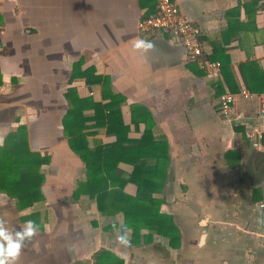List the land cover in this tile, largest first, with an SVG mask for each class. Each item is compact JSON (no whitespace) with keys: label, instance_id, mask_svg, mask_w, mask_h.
I'll return each mask as SVG.
<instances>
[{"label":"crops","instance_id":"1","mask_svg":"<svg viewBox=\"0 0 264 264\" xmlns=\"http://www.w3.org/2000/svg\"><path fill=\"white\" fill-rule=\"evenodd\" d=\"M176 1L202 28L204 49L221 62V76L189 59L173 36L139 30V19L155 12V0H0V145L25 125L37 146L31 148L51 158L42 166L44 201L20 211L12 199L0 208V216L14 217L8 226L0 223V264H93L101 249L125 264H264V139H248L237 123L247 118L264 125L256 97L264 93V0ZM80 59L83 68L109 76L113 91L125 97L130 139L147 129L142 110L151 114L153 148L168 150L163 190L153 198L169 217V235L143 227L131 243L121 209L103 213L89 194L74 195L87 169L64 135V94L75 86L80 97L110 101L100 85L68 84ZM242 88L255 97L241 96ZM225 90L237 94L229 120L219 109ZM29 108L42 119L32 133ZM90 131L91 147L117 138L106 127ZM119 166L126 174L133 169ZM124 191L135 196L137 186L126 183ZM34 211L43 229L21 220Z\"/></svg>","mask_w":264,"mask_h":264},{"label":"trees","instance_id":"2","mask_svg":"<svg viewBox=\"0 0 264 264\" xmlns=\"http://www.w3.org/2000/svg\"><path fill=\"white\" fill-rule=\"evenodd\" d=\"M83 65V59L72 64L68 84L81 79L91 88L100 85L103 97H108L110 101L102 103L92 97H80L75 86L67 88L64 94L67 101V110L62 117L64 135L69 147L87 169V179L77 184L74 195L89 194L96 199L103 213L108 209H121L125 216L122 229L131 228L133 231L131 243L140 238L138 234L143 227L149 229L150 233L169 235V217L159 213V206L153 198V193L163 190L161 180L165 176L168 150L153 148L156 141L150 132L151 114L146 109L142 110L147 129L141 139H130L129 126L122 119L121 105L126 101L125 97L113 91L109 76L96 74L94 67L83 68ZM138 108H133L135 115ZM91 109L93 113H89ZM91 121L94 123L90 124ZM100 127H106L117 138L113 143L91 147L88 141L90 129ZM50 161L49 155L31 148L25 125L12 130L0 145V193L12 198L20 211L44 201L42 185L45 174L42 166ZM122 162L133 166L129 174L120 168ZM129 182L137 186L135 196L124 191L125 184ZM40 217V212L34 211L22 215L21 220L43 229ZM4 249L5 245L0 242V258ZM74 264L90 263L77 261ZM93 264H125V261L101 249L93 255Z\"/></svg>","mask_w":264,"mask_h":264},{"label":"built area","instance_id":"3","mask_svg":"<svg viewBox=\"0 0 264 264\" xmlns=\"http://www.w3.org/2000/svg\"><path fill=\"white\" fill-rule=\"evenodd\" d=\"M156 9L153 14L145 15L139 19L138 28L141 32L154 35L169 34L183 44L187 57L202 62V67L211 75L219 77L222 72L220 61L209 59L204 49L202 28L193 24L182 12L176 0H155ZM240 95L244 98H253L255 95L247 88H242ZM258 115L264 116V93L257 96ZM237 94L225 90L219 97V109L226 120L232 119L235 114ZM237 123L245 126V135L248 139L259 141L264 139V125H259L251 119L242 118ZM264 203H260L262 208Z\"/></svg>","mask_w":264,"mask_h":264},{"label":"rangeland","instance_id":"4","mask_svg":"<svg viewBox=\"0 0 264 264\" xmlns=\"http://www.w3.org/2000/svg\"><path fill=\"white\" fill-rule=\"evenodd\" d=\"M58 79V78H57ZM55 81H56V79H55ZM29 110L31 111V114L33 115V121H31V125L29 126V133H32V132H36L37 130L35 129L36 128V126L37 125H39L40 124V121L42 120V119H40V116H39V118H37V117H34V113H32V109H30L29 108ZM38 113H39V115H41V112L40 111H38ZM25 110L20 114V117H23V120H25ZM38 116V115H37ZM42 116H44V115H42ZM30 130H31V132H30ZM34 130V131H33ZM41 134V133H40ZM36 135V134H35ZM42 135V134H41ZM31 137V136H30ZM34 141H36V139L34 140ZM30 144L32 145V147L35 149V147H37V146H35L33 143H31L30 142ZM3 197H2V199H0V208H1V206H7V204L9 205V204H12L13 205V200H12V198H8L7 197V195L6 194H4V195H2ZM1 197V196H0ZM4 209H7V207H3ZM6 216L5 217H2V216H0V223L3 225V227H4V225L5 226H8V225H10L9 224V222L7 221V220H11V221H13L14 220V217H12L11 215H10V217H8V218H6Z\"/></svg>","mask_w":264,"mask_h":264}]
</instances>
